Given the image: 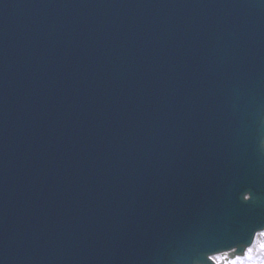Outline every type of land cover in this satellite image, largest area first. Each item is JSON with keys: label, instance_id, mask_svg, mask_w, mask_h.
Returning <instances> with one entry per match:
<instances>
[{"label": "water", "instance_id": "95a60500", "mask_svg": "<svg viewBox=\"0 0 264 264\" xmlns=\"http://www.w3.org/2000/svg\"><path fill=\"white\" fill-rule=\"evenodd\" d=\"M262 228L264 0H0V264H212Z\"/></svg>", "mask_w": 264, "mask_h": 264}, {"label": "snow or ice", "instance_id": "6c2138e0", "mask_svg": "<svg viewBox=\"0 0 264 264\" xmlns=\"http://www.w3.org/2000/svg\"><path fill=\"white\" fill-rule=\"evenodd\" d=\"M251 196H244L241 202L249 201ZM207 259L212 261V264H264V228L261 231L255 232L246 247L236 249L233 247L223 251H215L213 255H208Z\"/></svg>", "mask_w": 264, "mask_h": 264}]
</instances>
